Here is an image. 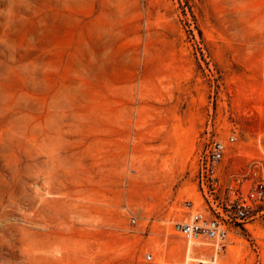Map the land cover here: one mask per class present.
<instances>
[{
	"label": "rangeland",
	"instance_id": "374dc122",
	"mask_svg": "<svg viewBox=\"0 0 264 264\" xmlns=\"http://www.w3.org/2000/svg\"><path fill=\"white\" fill-rule=\"evenodd\" d=\"M232 134L264 158V0H0V264L184 263L160 219ZM255 228L216 264H264Z\"/></svg>",
	"mask_w": 264,
	"mask_h": 264
},
{
	"label": "built area",
	"instance_id": "2783aa9c",
	"mask_svg": "<svg viewBox=\"0 0 264 264\" xmlns=\"http://www.w3.org/2000/svg\"><path fill=\"white\" fill-rule=\"evenodd\" d=\"M238 143L235 134L209 141L197 156L198 196L184 201L187 210L182 214L160 219L163 224L171 223L172 230L186 239L188 246L194 242L189 262L216 264L231 237L242 236L243 228L255 225L257 231H264V158L235 166L229 158ZM132 220L137 222L135 217ZM144 259L155 261V256L147 252ZM186 260L180 264H187Z\"/></svg>",
	"mask_w": 264,
	"mask_h": 264
},
{
	"label": "bare ground",
	"instance_id": "6f19581e",
	"mask_svg": "<svg viewBox=\"0 0 264 264\" xmlns=\"http://www.w3.org/2000/svg\"><path fill=\"white\" fill-rule=\"evenodd\" d=\"M194 242H190V244H189V247L191 248V246H192V244H193ZM187 260H186V263H188L189 262V260L191 259V254H190V251L188 250V252H187Z\"/></svg>",
	"mask_w": 264,
	"mask_h": 264
}]
</instances>
